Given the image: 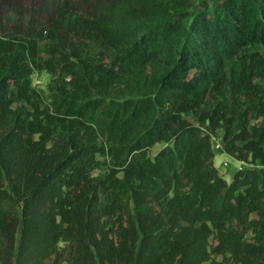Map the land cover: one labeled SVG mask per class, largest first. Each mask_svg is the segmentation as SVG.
<instances>
[{
	"label": "trees",
	"instance_id": "trees-1",
	"mask_svg": "<svg viewBox=\"0 0 264 264\" xmlns=\"http://www.w3.org/2000/svg\"><path fill=\"white\" fill-rule=\"evenodd\" d=\"M28 14L0 33V264H264V0Z\"/></svg>",
	"mask_w": 264,
	"mask_h": 264
},
{
	"label": "rangeland",
	"instance_id": "rangeland-1",
	"mask_svg": "<svg viewBox=\"0 0 264 264\" xmlns=\"http://www.w3.org/2000/svg\"><path fill=\"white\" fill-rule=\"evenodd\" d=\"M41 0H0V33L3 31L2 27H7L9 30H14L17 26V21H26L29 18L30 10H37L40 7ZM22 20H21V19ZM33 85L36 86L41 91H46L48 86L52 83V77L50 74L36 73L32 77ZM218 137V136H217ZM164 147L163 144H158L149 151L151 158H154L155 155ZM228 162L230 165L229 168H225L223 164ZM214 165L218 169L220 175L229 183L233 181L234 175L240 171V168H247L248 166L242 162L237 161L236 159L228 156L224 153H216L214 159ZM103 172H107V168H104L100 171L94 173L95 176L100 175ZM247 241L253 242L254 236L252 233H249L246 237ZM211 243H214L211 240ZM60 248L64 252V261L63 264H67L69 260L68 256V244L62 242ZM221 261L220 257H217Z\"/></svg>",
	"mask_w": 264,
	"mask_h": 264
},
{
	"label": "built area",
	"instance_id": "built-area-1",
	"mask_svg": "<svg viewBox=\"0 0 264 264\" xmlns=\"http://www.w3.org/2000/svg\"><path fill=\"white\" fill-rule=\"evenodd\" d=\"M212 145H213V149L215 151L222 152L223 147H222L221 139L219 137H213V139H212ZM223 166L225 168H229L230 167V165L228 164V162H225L223 164ZM243 169L244 168H242V167L240 168V170H243Z\"/></svg>",
	"mask_w": 264,
	"mask_h": 264
}]
</instances>
